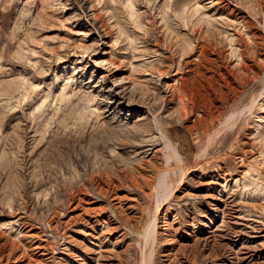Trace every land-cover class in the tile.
Listing matches in <instances>:
<instances>
[{"label": "rangeland", "instance_id": "1", "mask_svg": "<svg viewBox=\"0 0 264 264\" xmlns=\"http://www.w3.org/2000/svg\"><path fill=\"white\" fill-rule=\"evenodd\" d=\"M132 1L0 0V246L34 258L43 240V264H146L152 249V264H264V0ZM164 141L185 175L173 158L144 249L154 190L131 177L158 180ZM92 225L108 259L83 254Z\"/></svg>", "mask_w": 264, "mask_h": 264}, {"label": "bare ground", "instance_id": "2", "mask_svg": "<svg viewBox=\"0 0 264 264\" xmlns=\"http://www.w3.org/2000/svg\"><path fill=\"white\" fill-rule=\"evenodd\" d=\"M130 1H132V0H130ZM134 4V2L132 1V4L131 5H133ZM214 4H215V2H214ZM127 6L129 7V4L127 3ZM134 9V8H133ZM137 14V13H136ZM130 16V15H129ZM133 17V16H132ZM208 19V18H207ZM210 19V18H209ZM201 21V20H200ZM200 23V22H199ZM207 23H208V20H207ZM209 24V23H208ZM195 26V25H194ZM193 30V29H192ZM189 40V39H188ZM184 41V40H183ZM184 42H187L186 40L184 41ZM234 43V42H233ZM181 45L183 46V48L181 47ZM180 45V48L182 49L181 50V52L182 51H185V49H187L186 47H188L189 46V44H188V42H187V44H185V43H183V44H181ZM192 45V44H191ZM232 46H233V44H232ZM193 47V46H192ZM201 48H205V47H201ZM191 49V48H190ZM186 52H187V50H186ZM185 52V53H186ZM188 54V53H187ZM241 62V61H240ZM153 74V73H152ZM144 80V79H143ZM177 82V81H176ZM178 83H179V81H178ZM176 84V83H175ZM145 85V84H144ZM170 86V85H169ZM178 86V85H177ZM176 86V87H177ZM180 86V85H179ZM182 86V85H181ZM172 87V86H171ZM170 87V88H171ZM146 88V87H145ZM176 90H178V87H177V89ZM170 91V90H169ZM180 91V90H179ZM182 91H184V90H182ZM180 93H182V92H180ZM184 93V92H183ZM175 94V92L173 93V95ZM185 94H187V93H185ZM180 95V94H179ZM178 95V96H179ZM176 96V95H175ZM174 96V97H175ZM185 97L186 96H184V99H183V101L185 102L186 100H185ZM188 97V96H187ZM190 97V96H189ZM171 98H172V95H171ZM176 98H177V96H176ZM180 99H182V96L180 95V97H179ZM173 99V98H172ZM257 99V98H256ZM179 101V100H178ZM180 102V101H179ZM182 104H183V102H181ZM180 104V103H179ZM187 105V104H186ZM181 106H183V105H181ZM186 107H188V106H186ZM192 107V106H191ZM176 108H179V109H181V108H183V109H181V112H179V115H178V113H177V111L175 112V114L173 115V117H175V118H177V120H179V118L180 119H182V117H183V110H185L184 109V106L183 107H176ZM176 110H178V109H176ZM188 110H190L189 108H187V110L186 111H188ZM173 114V113H172ZM189 114V113H188ZM178 116H179V118H178ZM185 116H187V114H185ZM170 117V116H169ZM184 118V117H183ZM227 120V119H226ZM146 126V125H145ZM135 128H136V125H135ZM148 127H146V129H147ZM145 129V128H144ZM144 129H142V130H144ZM145 129V130H146ZM150 129V128H149ZM193 129V128H192ZM137 130H139V128H137ZM140 130H141V127H140ZM137 132H139V131H137ZM142 132H144V131H142ZM143 134V133H142ZM264 139V138H263ZM208 142V141H207ZM264 144V143H263ZM164 147L160 150V153L162 152L163 153V159H162V164L160 165L161 167L160 168H158L159 169V176H158V180H156V181H153V180H151V181H153V182H151V181H149L147 178H145L142 174H141V168L140 167H138L137 165H135L136 167L133 169V171H134V173H135V176L132 178L131 177V179H132V186L134 187V188H136V189H138V190H140L141 189V191H140V193L142 194V197H144L145 199H149V198H151V194H149V195H147V194H145V192H144V189L147 187V188H151V190H152V193H153V190H154V196L151 198L152 199V201H153V205H154V209H153V211H154V217L153 218H151L152 220L150 221L149 219V221H150V223L148 224V221H147V224H148V226H147V231H145V234H142L143 235V240H144V245L142 246L143 248H144V246L146 247L147 246V244H150V246L151 245H153V243L156 241V233H155V231H156V226H155V220H156V213H157V211H156V205H157V196L160 194L161 196H163L164 197V199L165 200H167V199H169L171 196H172V194H173V192H174V190H173V186H171L169 183H168V170H169V168H170V161L174 158L175 159V162H176V168H177V171H178V173L180 174V176H181V178H182V176H184L185 174H183V169H182V160H180V156H179V152L177 151V150H174L172 147H171V145L169 144V143H165V141H164ZM205 148V147H204ZM162 153H161V155H162ZM143 159V158H142ZM158 159V158H157ZM136 160V159H135ZM161 161V160H160ZM240 161V160H239ZM241 163V162H240ZM158 164V163H157ZM248 164V163H247ZM246 165V164H245ZM249 166V165H248ZM155 167V166H154ZM156 167H158V166H156ZM243 167H244V165H243ZM145 169V168H144ZM155 169V168H154ZM244 169V168H243ZM155 172L157 171V170H154ZM143 172V171H142ZM144 174V173H143ZM178 174V175H179ZM224 174V173H223ZM222 174V175H223ZM248 175V174H247ZM152 176H155V174L154 175H152ZM223 176H226V175H223ZM222 176V177H223ZM156 177V176H155ZM220 177H221V175H220ZM219 177V178H220ZM149 178V177H148ZM152 178V177H151ZM150 178V179H151ZM131 179H130V182H131ZM223 179H224V177H223ZM227 179V178H226ZM181 180V179H180ZM179 180V181H180ZM179 181H178V184H179ZM222 181V180H221ZM225 183L223 184V185H221L220 187L221 188H223L224 186V188H227V182H229V181H224ZM237 181H235V183H236ZM205 183H207V182H205ZM234 183V184H235ZM204 184V183H203ZM220 184V183H219ZM238 184V183H237ZM98 185H99V183H98ZM109 185V184H108ZM206 186L208 185V186H210V185H214V184H212V183H210L209 184V182H208V184H205ZM231 185V184H230ZM113 186V185H112ZM229 186V185H228ZM105 187H106V185H105ZM114 188H115V190H118L119 188H117V186L116 185H114L113 186ZM214 187V186H213ZM131 188V187H130ZM176 188H177V186H176ZM223 188V189H224ZM93 189H95L94 187H93ZM175 189V188H174ZM113 190V189H112ZM178 190V189H177ZM215 190V189H214ZM98 191V192H97ZM97 191H95L94 190V192H96L95 194H98L99 192H100V194L103 192V193H105L106 192V189H104V188H98L97 189ZM108 191V190H107ZM110 191V190H109ZM114 191V190H113ZM224 191V190H223ZM211 192H212V190H211ZM221 192L222 191H220V194H221ZM102 193V194H103ZM110 193V192H109ZM113 193V192H112ZM115 193V192H114ZM209 193V192H208ZM216 193V192H215ZM140 194V195H141ZM206 195V194H205ZM76 196V195H75ZM74 196V197H75ZM103 196H104V194H103ZM72 197V196H71ZM102 197V196H101ZM113 197H115L114 198V200H117V202H119V200L121 201V199H124V198H122V196H119V195H115V196H113ZM232 197V196H231ZM73 198V197H72ZM71 198V199H72ZM77 198H78V196H77ZM141 198V197H140ZM160 198V197H159ZM83 199V198H82ZM175 199V198H174ZM211 199V198H210ZM212 199H213V197H212ZM73 200H75V199H72V201ZM126 200V199H125ZM76 201H77V199H76ZM75 201V202H76ZM94 201V200H93ZM138 200H136V202H137ZM150 201V200H149ZM215 201H217V200H215ZM231 201V200H230ZM87 202V201H86ZM89 202H92V199H91V201H89ZM133 202V200L132 199H129L128 200V203L131 205V203ZM181 202V201H180ZM138 203V202H137ZM177 203V202H176ZM73 204V203H72ZM78 204V203H77ZM111 204V203H110ZM128 204V205H129ZM214 204V203H213ZM218 204V203H217ZM223 204H225V203H223ZM70 205V204H69ZM74 205V204H73ZM93 204H88V203H86V206H85V208L87 207V209L86 210H83L82 211V214H80L79 216L81 217V215L82 216H84V215H88L89 213H90V215H91V213H92V215L94 214H96V212H94V210L96 209L97 210V208H95L94 207V209L91 207ZM120 205V204H119ZM152 205V206H153ZM211 205V204H210ZM135 206V205H134ZM151 206V207H152ZM213 206V205H212ZM225 206H227V205H225ZM74 207H77V206H74ZM136 207V206H135ZM213 207H215V206H213ZM230 207V206H229ZM70 208V207H69ZM69 208H67L66 207V209H68V211L70 210ZM72 208V207H71ZM79 208V207H78ZM84 208V207H83ZM114 208V207H113ZM74 209V208H73ZM80 209V208H79ZM218 209V208H217ZM93 210V211H92ZM130 210H131V208H130ZM129 210V211H130ZM133 210V209H132ZM81 211V210H80ZM99 211H101L100 209H99ZM152 211V212H153ZM166 211V210H165ZM151 213V212H150ZM79 214V213H78ZM78 214H76V215H78ZM166 214V213H165ZM75 214H74V216H71V217H75L76 216ZM89 215V216H90ZM97 215H99V212L97 213ZM102 215V214H101ZM134 216V215H133ZM164 216V215H163ZM99 217V216H98ZM105 217V216H104ZM68 218V217H67ZM76 218V217H75ZM77 218H79L78 216H77ZM87 218V217H86ZM148 218V217H147ZM165 218V217H164ZM163 218V219H164ZM80 219V218H79ZM78 219V220H79ZM91 219V218H90ZM89 219V220H90ZM96 219V218H95ZM107 219V218H106ZM69 220H75V219H68V221ZM81 221H82V218L80 219ZM87 220V219H86ZM100 220V219H99ZM108 220V219H107ZM224 220V219H223ZM229 220V219H228ZM77 221V220H76ZM81 221H79V222H81ZM88 221V220H87ZM91 221V220H90ZM92 221H93V219H92ZM132 221H134V220H132ZM210 221V220H209ZM65 222H67V221H65ZM69 222H71V221H69ZM83 222V221H82ZM102 222V221H101ZM106 222V221H105ZM104 222V223H105ZM108 222V221H107ZM223 222V221H222ZM90 223V222H89ZM91 223H93V222H91ZM90 223V224H91ZM246 223V222H245ZM254 223V222H253ZM65 225L67 224V223H64ZM64 224L62 225V226H64ZM69 224V223H68ZM94 224V223H93ZM101 224V223H100ZM103 224V223H102ZM114 224H115V222H114ZM146 224V223H145ZM226 224V223H225ZM224 224V225H225ZM70 225V224H69ZM109 225V224H108ZM116 225H117V223H116ZM165 225V224H164ZM219 225V224H218ZM249 225V224H248ZM60 226V225H59ZM86 226V225H85ZM93 226V225H92ZM100 226V225H99ZM227 226V225H226ZM94 227H98V226H93V227H91V228H89V229H91L93 232L92 233H85V235H86V237L88 238H90V240H92L93 241V243H90L89 244V248L88 249H90V250H86V249H84V250H86V251H83V254H88V252L89 253H94L97 257H98V259H100V258H104V257H108V256H105V253H108L107 251V249H103V247H102V241H101V238H102V234H98V232H95V230H94ZM114 227V226H113ZM116 227V226H115ZM144 227V226H143ZM219 227V226H218ZM218 227H216L217 229H218ZM224 227V226H223ZM100 228V227H99ZM162 228V227H161ZM215 228V227H214ZM86 229V228H85ZM102 229H104V228H102ZM101 229V230H102ZM109 229V228H108ZM113 228H111V230H112ZM221 229V228H220ZM259 229V228H258ZM62 230H63V227H62ZM105 230V229H104ZM115 230V229H114ZM240 230V229H239ZM107 230H105V232H106ZM110 231V230H109ZM219 231V230H218ZM261 231V230H260ZM263 231V230H262ZM85 232V231H84ZM84 232H83V234H84ZM104 232V231H103ZM103 232H101V233H103ZM104 232V233H105ZM111 232V231H110ZM113 232V231H112ZM220 232V231H219ZM20 233V232H19ZM114 233V232H113ZM220 233H222V232H220ZM237 233V232H236ZM258 233H259V231H258ZM17 234H18V232H17ZM109 234V233H108ZM107 234V235H108ZM209 234V233H208ZM217 234V233H216ZM19 235V234H18ZM110 235V234H109ZM121 236V235H120ZM159 236V235H158ZM258 236V235H257ZM2 237L3 236H1L0 235V240L2 239ZM62 237V236H61ZM140 237H142V236H140ZM139 237V238H140ZM213 237H214V235H213ZM262 237H264V236H262ZM36 239V238H38L37 236H35L33 233H31L30 231H28V232H26V233H24V234H21L20 233V237H19V239H22V240H26V239ZM63 238V237H62ZM104 238V237H103ZM212 238V237H211ZM215 238V237H214ZM213 238V239H214ZM254 239V238H253ZM106 240V239H105ZM104 240V241H105ZM116 240H118V239H116ZM116 240H115V242H116ZM196 240V239H195ZM207 240H209V239H203V241H207ZM219 240V239H218ZM64 241V240H63ZM88 241V240H87ZM142 241V240H141ZM140 241V242H141ZM200 241V240H199ZM213 241V240H212ZM7 242V241H6ZM3 243L4 244V246L2 245V246H0V258L3 256V255H5L4 253H6L7 252V257H10V256H13L14 255V252L16 251V249H17V247L15 246L16 244H14L13 242H9V243ZM90 242V241H89ZM120 242V241H119ZM143 242V241H142ZM262 242V241H261ZM118 243V242H117ZM212 244H213V242H211ZM65 244V243H64ZM113 244V243H112ZM140 244V243H139ZM67 245V244H66ZM115 245V244H114ZM87 246V245H86ZM117 246V245H116ZM150 246H148V248L150 247ZM261 246H262V244H261ZM57 247H59V246H57ZM113 247V246H112ZM139 247H141V246H139ZM187 247V246H186ZM244 247V246H243ZM67 247H63L62 249L64 250V251H67L68 249H66ZM51 249V248H50ZM55 249V248H54ZM58 249V248H57ZM145 249V248H144ZM29 250H30V252H31V254L34 256V258H32L31 256H29V257H27L26 256V254L24 255L23 253H20V255H18V256H13L12 257V262H11V264H43L44 262L43 261H45V260H47L48 259V261L49 260H51V261H54L53 260V258L55 257L54 256V254L52 253V254H50L49 253V248H48V246H47V244L45 243V241H41V240H36L33 244H30V246H29ZM112 250V249H111ZM153 250V249H152ZM152 250L149 252L148 251V254H146V256H147V260H146V262L144 261V262H141V263H146V264H152ZM243 250V249H242ZM246 250V249H245ZM116 250H114V252H115ZM145 251V250H144ZM169 251V250H168ZM52 252V251H51ZM62 252V251H61ZM87 252V253H86ZM114 252H112V253H114ZM254 252V251H253ZM64 253V252H63ZM67 253V252H66ZM117 252H115V254H116ZM143 253V252H142ZM168 254L170 253V252H167ZM251 253V252H250ZM82 254V253H81ZM118 254V253H117ZM243 254V253H242ZM248 254V253H247ZM59 255V254H58ZM112 255V254H111ZM114 255V254H113ZM241 255V254H240ZM24 256L26 257V260L24 259ZM79 256H81V255H79ZM110 256V255H109ZM116 256V255H115ZM143 257L145 256V255H142ZM166 256V255H165ZM169 256V255H168ZM238 256V255H237ZM6 257V258H7ZM84 257V256H83ZM113 257V256H112ZM227 257V256H226ZM258 257V256H257ZM3 258V257H2ZM58 258V257H57ZM62 258H64V257H62ZM61 258V259H62ZM90 258H91V256H90ZM109 258H111V257H109ZM142 258V257H141ZM231 258V257H230ZM249 258V257H248ZM33 259V260H32ZM59 259V258H58ZM87 259V258H86ZM91 259H93V258H91ZM105 259V258H104ZM108 259V258H107ZM112 259V258H111ZM110 259V260H111ZM144 259V258H143ZM143 259H142V261H143ZM228 259V258H227ZM232 259V258H231ZM242 259V258H241ZM6 260H8V259H6ZM60 260V259H59ZM114 260V259H113ZM248 260V259H247ZM56 261V260H55ZM115 261V260H114ZM235 261V260H234ZM57 262V261H56ZM55 262V263H56ZM123 261L122 260H118V263H108V264H123L122 263ZM47 264V263H46ZM48 264H50V263H48ZM103 264H105V263H103ZM227 264V263H226Z\"/></svg>", "mask_w": 264, "mask_h": 264}]
</instances>
